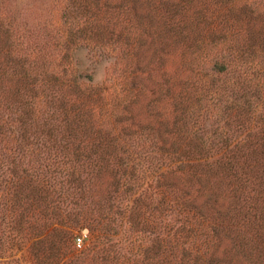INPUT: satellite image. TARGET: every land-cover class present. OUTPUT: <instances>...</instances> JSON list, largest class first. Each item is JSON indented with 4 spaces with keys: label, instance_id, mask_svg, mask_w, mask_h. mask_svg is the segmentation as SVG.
<instances>
[{
    "label": "rangeland",
    "instance_id": "1",
    "mask_svg": "<svg viewBox=\"0 0 264 264\" xmlns=\"http://www.w3.org/2000/svg\"><path fill=\"white\" fill-rule=\"evenodd\" d=\"M247 101L251 116L264 110V0H0V264H71V224L83 218L118 231L130 261L146 257L162 224L154 237L144 223L167 214L165 193L197 204L179 220L204 206L219 227L212 264H264V153L238 180L199 167L150 186L172 167L168 148L181 154L215 132L243 140L254 121L225 130L227 107ZM75 120L83 132H71ZM110 137L106 152L77 149ZM128 160L144 165L138 180L116 166ZM76 237L80 251L93 241L83 227ZM148 251L145 264L167 262Z\"/></svg>",
    "mask_w": 264,
    "mask_h": 264
},
{
    "label": "trees",
    "instance_id": "2",
    "mask_svg": "<svg viewBox=\"0 0 264 264\" xmlns=\"http://www.w3.org/2000/svg\"><path fill=\"white\" fill-rule=\"evenodd\" d=\"M213 71H216L215 73L221 72V70ZM251 105H253L251 101H247L245 103L233 102L227 107V112L231 111L232 116L229 114L230 118L227 123V129L225 130L233 131L235 128H244L243 124L254 121V125H252L254 127L251 126L245 130V134L248 131L249 133L245 135L243 139L244 141L236 140L234 142L228 135L223 136L220 140L216 141L214 138L218 132H215L214 135H208V137L205 138L204 136H196L195 138L192 137L190 139V143H188L189 149L183 153L180 152L181 154H178L179 152L174 151L173 148H168L165 152V157H169V160L167 159V161L170 162L169 164L172 167L169 171L162 172L155 176L153 175L150 181V186H152L151 184H154L156 188H164L167 185V178H169L170 172L173 176L177 177L180 174H188L190 172L197 173L195 171L198 170L199 167L206 168V171L208 172H218L235 180H238L240 174L245 175L244 173H246L245 170L247 168L250 172H252L251 169H253V165L249 164L248 160L251 159L255 161L257 160L259 154L261 156L264 153V110L262 108L260 114L258 111H255L253 113L254 115L251 116L250 114L253 112L251 110ZM242 112L248 114L249 116L243 123H239L241 122L240 119H243V117H241ZM74 122L75 124L70 128L71 132H83L84 128L82 127L84 124L82 122H78V120H75ZM77 122L79 125H77ZM173 124L176 125L175 122ZM221 134L225 133L222 132ZM64 140L67 144H70L73 147L78 138L71 137L68 139V142L66 139ZM117 141L118 140L115 137H110L108 140L97 138L91 143V148L85 146V150L81 146L77 149H82L85 152L87 151L89 155H93L98 153L95 152L97 150H103L106 152L109 149H114L112 148L114 147L113 144ZM220 141H223L222 146L215 147L214 143ZM163 145L166 146L165 141H163ZM171 145L176 148L173 142ZM90 150L95 153H91ZM161 151L164 152L165 150ZM101 159L104 160V158ZM129 162L130 160L125 163H121V161H119L116 166L118 169L123 171L124 176L125 173L129 176L127 180L131 181L134 179V176H137L135 180H138L140 175H138V173L143 170L142 167L144 165L141 164L140 166V162L135 164H129ZM97 164L98 162H96V165ZM93 166L98 173L101 172V167L98 169L94 164ZM124 191L126 192L125 194L134 193L131 185L127 186ZM139 194H142V191L137 192V195ZM138 197L136 198L135 196L132 200V206L126 214L127 219H131V210L133 211L137 206V203L141 201L138 200ZM162 200L166 201H163V215L165 213L167 214L163 218H160L158 215L162 214V210L156 209L144 223L146 224L148 231L154 237L158 232V226L162 224L160 227L162 230L161 241L157 239L156 242L153 241L152 244L146 246L144 252V256L146 257L142 256L140 259H133L130 261L123 256L124 254L120 251L118 231L114 229L113 231L116 232H112V230L106 231L104 227L93 226L94 224H92V226H86L85 223H87V220L83 218L82 220L71 224L72 229L68 237L67 261H70L71 264H89V256L92 253H95V251H98L101 260L100 264H145L144 262L148 260V254H150L148 253V250L153 252L156 249L157 253H161L162 256L165 255L167 262L164 264H189L192 261L202 262L201 259H204V262L210 260L209 264H212L215 258L214 256L211 257L212 253L209 251L210 241L219 236V227L216 224L212 223V226H210V224L207 223L209 220L204 217V206L193 208L192 211L194 215L189 214L184 217L183 221H181L178 217L181 215L180 211L183 209L184 204L186 202L193 204L195 203L194 200H171L170 196L166 193L163 194ZM197 219H200V221ZM173 220L175 222L178 221V223H180L179 226L173 225ZM81 227L89 229L93 240L91 244L82 251L75 248V246H77V240L80 238L76 237V232L77 229ZM110 232H112L113 235H110ZM42 239L43 236L39 238L40 243L45 241ZM160 242H162L163 247L159 244Z\"/></svg>",
    "mask_w": 264,
    "mask_h": 264
},
{
    "label": "built area",
    "instance_id": "3",
    "mask_svg": "<svg viewBox=\"0 0 264 264\" xmlns=\"http://www.w3.org/2000/svg\"><path fill=\"white\" fill-rule=\"evenodd\" d=\"M85 237H87V236H85ZM82 242H83V238H79L78 240H77V247L78 248H81L82 247Z\"/></svg>",
    "mask_w": 264,
    "mask_h": 264
}]
</instances>
